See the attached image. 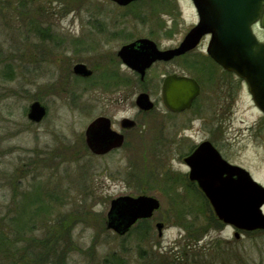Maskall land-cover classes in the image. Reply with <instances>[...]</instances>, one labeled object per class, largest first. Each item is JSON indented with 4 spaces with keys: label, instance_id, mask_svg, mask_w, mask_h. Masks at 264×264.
Returning <instances> with one entry per match:
<instances>
[{
    "label": "rangeland",
    "instance_id": "obj_1",
    "mask_svg": "<svg viewBox=\"0 0 264 264\" xmlns=\"http://www.w3.org/2000/svg\"><path fill=\"white\" fill-rule=\"evenodd\" d=\"M195 23L197 14L188 0H143L126 7L109 0H0V229L7 226L14 237L9 223L27 190L39 184L40 197L55 213L39 217L27 236L44 238L45 254L51 257L45 264L60 259L56 245L62 244L61 235L73 243L64 264H120V258L121 264H219L222 257L226 264H264V230L241 231L236 237L233 227L219 226L205 194L186 175L184 155L210 138L264 185V114L246 83L208 57L207 39L152 71L185 70L201 81L195 106L179 114L164 107L139 112L137 92L129 86L122 88L121 103L108 101L109 92L93 87L92 80L63 77L74 56L60 60L65 51L59 49L57 58L56 51L48 53L55 47L48 36L73 35L91 26L119 27L128 34L123 40L157 29L162 45L174 46ZM119 35L110 46L80 55L107 66L102 55L119 50ZM93 37L103 39L101 34ZM119 69L131 83L132 72L124 65ZM35 100L48 109L38 123L27 117ZM106 105L118 120L138 117V127L122 150L100 156L85 151L83 140L88 124ZM46 191L56 197L50 199ZM126 194L155 196L161 206L149 221L118 234L108 228L106 213L112 199ZM158 222L163 223L161 235ZM193 231L203 232L199 242L193 241ZM20 246L26 241L11 244V250ZM223 246L226 252H220ZM19 255L0 252V264H13Z\"/></svg>",
    "mask_w": 264,
    "mask_h": 264
},
{
    "label": "water",
    "instance_id": "obj_2",
    "mask_svg": "<svg viewBox=\"0 0 264 264\" xmlns=\"http://www.w3.org/2000/svg\"><path fill=\"white\" fill-rule=\"evenodd\" d=\"M127 5L135 0H112ZM199 23L185 36L178 48L160 51L149 39L125 45L119 51L123 61L143 72L156 59L168 60L196 47L202 37L211 34L208 54L226 70L246 81L256 105L264 112V42L254 32L258 24L264 30V0H192ZM77 74L88 76L91 70L78 63ZM200 86L190 77L175 74L166 77L163 99L168 109L176 112L189 108L199 95ZM146 95L139 96V103ZM144 107V106H143ZM150 107V106H145ZM47 108L40 101L32 102L28 118L40 122ZM96 130L93 145L101 147L100 139L112 137L109 122L102 119ZM99 127V128H98ZM185 161L190 166V179L196 180L210 201L219 220L239 230L264 229V185L253 178L244 167L229 163L210 142L200 145ZM158 198L151 195H123L111 201L108 228L124 234L138 219L149 218L160 208ZM162 234L163 223L156 224ZM239 237V232L235 233Z\"/></svg>",
    "mask_w": 264,
    "mask_h": 264
},
{
    "label": "flooded vegetation",
    "instance_id": "obj_3",
    "mask_svg": "<svg viewBox=\"0 0 264 264\" xmlns=\"http://www.w3.org/2000/svg\"><path fill=\"white\" fill-rule=\"evenodd\" d=\"M188 1H190V0H188ZM113 3H115V2H113ZM130 4H132V3H130ZM116 5H118V4H116ZM129 5H127V6H129ZM118 6H120V5H118ZM122 7H126V6H122ZM157 33L160 34L161 31L155 29L150 34H147L145 36L126 37V39L124 38L125 40H123V36L128 35V34H126L123 30H120L119 27L109 28V27H104V26H102V27L91 26V27H89V29L82 30L80 33L78 32L77 34H73V35L63 34V35H55V36L50 35V36H48V37H51V39H55V40H53L55 42V47H54V49H51V51L48 53L52 54L53 51H54V53L56 51L57 54H54V55H55V58H57L61 54V50L65 51L60 56V60H64L65 58H69L67 56V54H69L70 57L74 56V59L71 58L74 62L72 68H71L70 64H69L70 66L69 65L65 66L64 72H63L64 74H62V75H64L63 77L64 78H67L70 76L73 77L74 76L73 74H75L76 76H74V77H76L78 79H82L85 81L86 80H88V81L92 80L91 85L93 87L102 86L101 89H104L105 91L109 92V94L105 95V97H104L105 99H108V101L115 102V103H121L120 101H121V99H123V96H124V90H122V88L124 86H129L131 92H134V94L137 92V97L134 101V106L137 107V109H139V112L146 113V112L155 110L156 107H164L166 109V111L170 112L166 108L165 103H164V99H163V85H164V81H165L166 77L169 75H172V74H175L178 76H190V77H194V76L183 73V72H185V70H181V73L175 72V71H170L169 69H168L169 71H167L166 70L167 67L163 71L159 72L158 74H156L154 72L152 73V71H154L153 69L156 66H159V67L163 66V65L168 66V64H171L172 62L184 57L188 53H186L184 55L175 56V57L168 59V60L156 59L148 67H146L143 72L138 71V70H136L130 66H127L124 63L122 57L119 55V51L121 50V48L123 46L134 43V42L137 43L136 47L140 49V47H139L140 43L138 41L141 39H144V38L153 41L155 43L157 49H159L161 51H166V50L178 47L180 45V43L182 42L184 36H185L184 35L183 38L181 40H179L174 46L165 47L162 45V40H160V35H158ZM95 34H97V35L101 34V37L105 40H103V39L95 40V38L93 37V36H95ZM118 34L122 35V41H123L119 50L117 52L115 51V53L112 52V53L107 54V52H105L102 55L106 59L104 61L108 63V64L106 63L107 66H104L101 68L100 66H98L96 64H92L90 59L84 60L83 57L80 55L83 53H90V51H93L95 49L98 51L99 49H102L103 47L110 46L112 43L111 42L112 40L118 39ZM41 36H43V35H41ZM101 45H103V46H101ZM59 49H61V50H59ZM46 58H47V56H46ZM78 63H82V64L86 65L87 68L91 70V74L88 76H82L80 74H77L74 70V66ZM122 65H124L126 69H128L129 71L132 72L131 74L133 76L131 77V79H132L131 83H129L128 80L126 78H124V73L122 72L121 69H119V66H122ZM194 78H196V77H194ZM128 84H130V85H128ZM62 88L64 90V87H62ZM140 95H146L147 96L145 98L146 100L143 104L139 103V96ZM195 103H196V100H194L191 108L195 106ZM145 106H150V107H145ZM100 108L102 111L100 112V114H98L96 117H94L92 119V121L88 124V126L84 132V140H83L84 146L83 147H84V149L86 148L85 151H88L89 153L101 156V155H106V154H110L112 152L122 150L123 146L126 144V142L128 140L129 134L134 132V130L138 127V124H137L138 121L136 120V118L138 119V117L131 118L128 116H124L120 120H118V119H116V117L112 113L108 114L110 112V110H108L107 105H106V107L100 106ZM189 110H191V109H189ZM170 113H172V112H170ZM173 114H177V113H173ZM102 119H105V121L109 122V127L111 129V133H112L111 136L112 137L100 139L101 147L98 148V147H95L93 145L95 133L98 131H97V129L91 130L90 127L92 125L97 126V124L101 125L100 121H102ZM126 119H128V120H126ZM207 141H209L213 144V146L219 151V153L222 155V157L224 159H226L227 161H229L233 164H238V163L233 162L226 155L225 151L219 145V141L214 140V139H210V138H203L200 141H198L197 143H195L194 147L191 148L183 157L184 164L186 166V175H188V178H189L190 168L187 165V163L185 162V159L189 155H191L198 148V146H200L202 143L207 142ZM238 165H240V164H238ZM189 180H190V185L196 186L198 191L202 192L201 188L199 187V185L196 181H193L190 178H189ZM46 193L50 199L51 198L54 199L56 197L54 194L51 193V191H48V192L46 191ZM110 203H111V201H110ZM108 212L109 211H107V213H106V223H108L107 222ZM149 219L150 218L141 219V220H138L136 223L146 222V221H149ZM147 227L149 228V225Z\"/></svg>",
    "mask_w": 264,
    "mask_h": 264
},
{
    "label": "trees",
    "instance_id": "obj_4",
    "mask_svg": "<svg viewBox=\"0 0 264 264\" xmlns=\"http://www.w3.org/2000/svg\"><path fill=\"white\" fill-rule=\"evenodd\" d=\"M44 34L46 35L48 33L44 31ZM41 192L42 190L40 191L39 184H37L34 188H29L27 190V193H25V195L23 194L24 201L20 203L22 205L18 206L19 210L17 214L13 218V221L9 223L11 227L15 229L14 237L10 236L9 233L6 231L7 226H6V230H4V226H2L0 229V252H3L4 254H8V255H10V253H13V257L16 254H20L19 256L15 257V261H13V264H45L47 261H50L49 259H51V257L49 256L50 254H45L43 237L38 239L37 237L34 236L33 237L27 236V232L29 230L34 229L35 226H37L36 222L39 220V217H41L45 213L50 212V210L52 211V213H55V208L52 207L53 205L47 202L44 198L42 200V198L40 197ZM206 203L209 204L207 198H206ZM216 221L219 226L224 225V223H222L218 218ZM63 227L64 225L62 226V229ZM193 233H194L193 241L199 242L200 239H202L203 237L202 236L203 232L193 231ZM61 234L63 233L60 232L59 236ZM138 235H139L138 236L139 239H142L144 236V231L143 233L142 232L138 233ZM18 240H25L26 246L25 247L20 246L18 248H15L14 250H11V244H14L15 246ZM58 240L59 242L62 241L60 247L56 245V251H59L60 259L54 258L52 262L55 264H64L65 255L70 251L71 248H73V243L70 239L67 240V238H65L63 235H61L60 238H58ZM220 252H226V249ZM222 258L223 259L219 264H226V261H224L225 257ZM120 259H118L116 263L119 262L121 264L122 260ZM236 264H246V261L245 260H243V262L238 261L236 262Z\"/></svg>",
    "mask_w": 264,
    "mask_h": 264
}]
</instances>
